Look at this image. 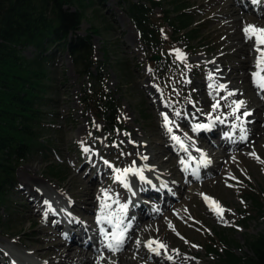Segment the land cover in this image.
Wrapping results in <instances>:
<instances>
[{
  "label": "bare ground",
  "instance_id": "bare-ground-1",
  "mask_svg": "<svg viewBox=\"0 0 264 264\" xmlns=\"http://www.w3.org/2000/svg\"><path fill=\"white\" fill-rule=\"evenodd\" d=\"M207 13H211L208 26L215 30L212 36L217 38V43L204 53H212L214 58L207 59L196 79H191V75H196L191 69L175 77L172 83V87L186 88L182 91H188L190 102L185 101V95L172 94L173 103L169 104L155 88L139 81L152 117L147 128L137 127L133 117H125L127 134L112 131L107 134L103 120V124L99 122L92 129L94 135L98 132L103 135L102 145L97 147L94 137L87 138L88 120L76 126L74 136L61 125L63 140L86 142L87 151L74 155L70 148L66 150L70 168L67 181L45 180L38 174V166L25 167V173L19 175L20 190L26 200L22 204L26 214L21 223L25 221L26 228L35 222L41 224L36 233L30 231L23 239L2 244L0 264L206 263L190 246L196 236L193 230L198 224L196 220L201 217L198 225L204 228L207 223L226 217L224 212L221 217L209 207L202 191L221 199L214 190L226 192L223 178L228 179L229 172L239 175L230 164L253 160L255 157L250 153L263 154L264 89L257 87L252 77L257 71L258 53L253 43L245 39L242 29L245 24L264 27V0H205L201 15ZM132 44L133 37L127 34L124 45L133 58L136 51ZM230 92L233 95H228ZM237 100L245 102L237 113L240 120L231 114L233 101ZM217 103L219 106L213 109ZM245 111L250 115L243 116ZM197 125L209 127L197 130ZM245 134L247 138L241 140ZM173 136L179 137L183 146ZM115 144L122 147L120 158L125 162L122 166L120 161L108 163L112 161L110 152L114 151ZM105 156L108 162L102 160ZM190 156L195 159L192 161ZM205 158L210 163H202ZM246 165L250 167L249 163ZM113 166H120L117 169L121 170L140 169L144 179L130 172L124 179V188L116 186V191L107 183L112 175H118ZM177 168L180 173L176 172ZM213 173L214 187L207 188L211 181L202 180ZM174 177H180L181 186L177 188L180 198L184 199V208L180 203H173L175 183L171 179ZM101 215L110 216L112 223L99 220ZM229 219L232 217L226 218ZM117 221L121 222V228L127 226L123 243L126 249L113 252L106 247L104 233L110 235L117 231L114 226ZM8 236L6 233L5 237ZM150 239L161 241L166 250L162 249L159 255L150 252L145 246ZM167 256L173 259L168 260Z\"/></svg>",
  "mask_w": 264,
  "mask_h": 264
},
{
  "label": "rangeland",
  "instance_id": "rangeland-1",
  "mask_svg": "<svg viewBox=\"0 0 264 264\" xmlns=\"http://www.w3.org/2000/svg\"><path fill=\"white\" fill-rule=\"evenodd\" d=\"M144 1L146 2V0ZM152 1L155 3V8L152 10L151 19L161 25L163 29L164 12L169 11V16H173V7L177 2H182L186 6L187 14L193 18L192 26L197 27L200 39L186 42L183 38L178 40L170 38V34L167 33L165 40H162L164 45L161 44L160 47L145 45L140 42L132 22L124 11L122 4L117 0L81 1L83 3V7L80 6L83 20L80 24L79 34L89 33L92 35L93 59L95 64H99V69L102 71L101 75L106 78V90L118 102L119 113L115 123L111 125L106 122L105 117L100 114L101 109L97 108V105L101 102L100 99H97L99 85L95 81L89 82L86 77H82L75 71L66 53L59 50L55 51L53 63L47 66L46 69V84L49 86L47 97L51 101L48 107L42 108L45 115L42 119L41 132L49 149L44 152L45 155L43 153L31 155L28 160L21 163L17 168L15 187L9 191L5 200L0 204V246L8 243V240L23 239L30 231L36 233L37 227L41 224L35 222L26 228L24 226L25 221L21 223L23 216L26 214L23 206L26 204V200L20 190L22 184L19 181V175L25 173V167L32 164L38 166V174L42 175L45 180L47 178L50 181L58 179L67 181L70 168L66 158V155L68 156L66 150L70 148L71 154L78 155L88 147V143L81 140L74 139L73 142H65L62 138L61 125L74 136L76 126L79 123L84 124L85 120H88L87 138L94 137L97 147H101L103 135L101 132L94 135L92 129L99 122L103 124V120L105 121L104 128L107 134H110L111 131L114 134H127L128 130L124 126L125 117H133L134 124L137 127L147 128L152 121V117L147 108L146 93L139 81L155 88L160 98L169 104L173 103L170 100L172 94L176 96L185 95V101L190 102L188 91H182L186 88H176L174 85L172 87V83L175 77L186 74L191 69L194 74L196 73V75H191V79H196L197 73H199L207 59L214 58L212 53H204L206 50H212L215 43H217V38L212 36L215 30L208 26L211 23L209 18L211 13L201 15V9L205 7V0ZM147 6L151 5L147 4ZM75 7L79 8L78 3ZM160 19L161 23H159ZM121 29L123 31L119 32ZM168 30L170 29L168 28ZM127 34H131L133 37L132 46L136 51V56L133 58L124 45ZM176 50L183 54V60L177 58ZM32 54V48L24 50L26 57H31ZM153 54L158 56L157 60L151 59ZM158 63L162 64V67L159 68ZM77 113H80V115L78 116ZM182 125L183 123H181ZM113 150V152H110L112 161L108 162V156L102 157V160L111 165L116 161H120V166L124 165L125 162L120 158L122 147L115 144ZM246 163H249L250 167ZM230 165L236 169L239 175L235 176L229 172L227 173L229 178H223L222 185L226 192L219 193L218 190H214L221 196V199L202 191L203 198L207 196L218 202L219 206L225 210L224 215L226 218L232 217L229 220L223 217L220 221L209 222L204 228L198 225L202 222V218H197L198 224L193 228L197 237L195 236L192 239L190 246L197 255L205 259V264H219L220 262L215 254L205 252L209 246L217 249L222 245L216 235L218 231L225 230L227 236L238 243L235 250L238 253H243L246 251L243 247L244 239L248 235L256 234L262 230V224L255 218L256 212L252 202L247 201L245 197L250 195L255 196L260 201L264 199V148L261 156L256 155L253 160L245 159V161ZM118 167L114 168L117 169ZM226 168L227 164L225 170ZM51 170L59 173L52 174ZM175 170L180 173L179 168ZM83 172L85 173L84 169ZM116 176L117 174L112 175L107 179V183L111 187L114 186V190L117 191L116 186L121 189L122 184L117 182ZM214 176L215 173L206 176L202 180L211 181L207 188L214 187ZM171 180L175 183L173 203H180L184 208V199L180 198V189L177 188L181 186L180 177H174ZM121 194H125V192ZM185 201L189 202L190 200L185 199ZM249 216L252 217L249 218ZM49 227L52 228V225L49 224ZM172 232L177 237H181L176 229L172 228ZM6 233L9 234L7 238L5 237ZM125 249L126 245H123L121 250Z\"/></svg>",
  "mask_w": 264,
  "mask_h": 264
},
{
  "label": "trees",
  "instance_id": "trees-1",
  "mask_svg": "<svg viewBox=\"0 0 264 264\" xmlns=\"http://www.w3.org/2000/svg\"><path fill=\"white\" fill-rule=\"evenodd\" d=\"M81 1L0 0V204L15 187L19 165L31 155L44 154L49 149L41 132L45 115L42 108L51 101L47 97L46 69L53 63L56 50L67 54L82 77L99 85L97 99L101 102L97 108L106 122L115 123L119 113L118 102L106 90V78L93 59L92 35L79 34L83 20ZM117 1L145 45H164L162 40L167 33L170 38H183L186 42L200 39L197 27L192 26L193 18L180 1L173 7V16H169V11L164 12V29L151 19L155 8L152 0ZM77 3L79 8L75 7ZM28 48L33 50L31 57L24 55ZM245 198L252 202L262 230L244 239L243 253L235 250L238 243L225 230L218 231L216 235L222 245L217 249L207 248L218 257L219 264H264V199L260 201L250 195Z\"/></svg>",
  "mask_w": 264,
  "mask_h": 264
},
{
  "label": "snow or ice",
  "instance_id": "snow-or-ice-1",
  "mask_svg": "<svg viewBox=\"0 0 264 264\" xmlns=\"http://www.w3.org/2000/svg\"><path fill=\"white\" fill-rule=\"evenodd\" d=\"M242 32L244 34L245 39L253 43V48L258 53L257 58H256V65H255L257 68V71L252 73L253 81L257 85V87L264 89V27H260L258 25H253V24H245V26L242 29ZM176 52H177V58L183 60L184 59L183 54L180 53L179 50H176ZM209 87H212V85L210 84ZM219 87L223 88L225 86L219 85ZM228 95H233V93L230 92L228 93ZM233 104H234V107H233V111L231 114L234 115L237 120H240L241 116L237 115V113L240 111L241 107H243L245 102L242 100H237V101H233ZM218 106L219 105L217 103V104H213L212 107L213 109H215ZM248 115H250V113L247 111L243 113V116L245 117ZM217 119H219V117H217ZM165 124L166 125L168 124L167 116H165ZM206 127H209V126L208 125H197L196 126L197 130L200 128H206ZM168 131L171 132V128H169ZM241 131L244 132L245 130L241 128ZM246 138H247L246 134L240 137L241 140H244ZM172 139L176 140L182 145V141H180L179 137L173 136ZM85 151H87L86 148H85ZM250 155L255 157L256 154L250 153ZM201 162L204 164L210 163V161H208L206 158L203 159ZM116 172L118 173V175L116 176L117 180L123 181L125 177L127 176V174L130 172H135L139 174L141 180L144 179L143 171L140 169H136V168H126L123 170L116 169ZM125 186L127 187L128 185L125 184ZM204 198L206 202L209 203V207L212 208L213 211L216 212L218 216L222 217L223 212L225 210L219 206L218 202L207 196H205ZM102 207H107V205H102ZM122 210H123V207H122ZM99 220L101 221L107 220L108 223L110 224L112 223L111 217L106 216V215H101L99 217ZM120 223H121L120 221H117L116 224L114 225L117 231L112 232L110 235L107 232L104 233L105 239L108 241L106 247L113 252L119 251L121 249L124 243L125 233L127 231V226L121 228ZM101 231H103V229H101ZM139 243L140 242L137 241V244ZM145 246L148 248L150 252L155 253L157 255L161 253L162 249L166 250V247H167L161 241L154 240V239L148 240ZM167 259L172 260L173 258L171 256H167Z\"/></svg>",
  "mask_w": 264,
  "mask_h": 264
},
{
  "label": "water",
  "instance_id": "water-1",
  "mask_svg": "<svg viewBox=\"0 0 264 264\" xmlns=\"http://www.w3.org/2000/svg\"><path fill=\"white\" fill-rule=\"evenodd\" d=\"M156 58H157V56L152 57V59H156Z\"/></svg>",
  "mask_w": 264,
  "mask_h": 264
}]
</instances>
